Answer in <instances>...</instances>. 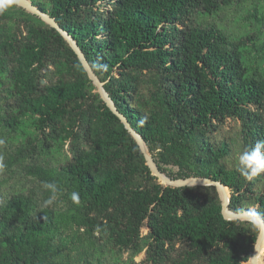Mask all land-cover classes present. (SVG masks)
<instances>
[{"label": "trees", "instance_id": "obj_1", "mask_svg": "<svg viewBox=\"0 0 264 264\" xmlns=\"http://www.w3.org/2000/svg\"><path fill=\"white\" fill-rule=\"evenodd\" d=\"M26 1L74 41L116 114L55 28L20 7L14 20L0 13V89L14 106L0 109V133H23L25 118L37 133L9 148L5 166L55 183L75 207L71 222L85 229L84 242H73L48 220L39 229L27 225L26 214L18 224L0 221V264H76L57 256L68 244L82 264H118L89 252L101 230L119 249L144 251L147 264L247 262L237 250L247 239L255 251L258 224L224 218L214 186L160 185L121 122L141 138L164 177L220 182L230 194L228 212L264 214V173L249 180L237 165L226 168L227 146L209 137L214 123L232 118L242 151L264 140V81L248 76L243 63L255 38L231 39L196 22L201 12L231 1ZM50 65L58 67L57 80L41 90L35 77ZM143 85L149 101L139 104ZM56 151L64 158L57 160ZM170 166L177 171H166ZM144 224L147 239L140 236ZM255 261L264 264V247Z\"/></svg>", "mask_w": 264, "mask_h": 264}, {"label": "rangeland", "instance_id": "obj_2", "mask_svg": "<svg viewBox=\"0 0 264 264\" xmlns=\"http://www.w3.org/2000/svg\"><path fill=\"white\" fill-rule=\"evenodd\" d=\"M230 1L226 5L219 4V9L212 12H201L198 14L196 22L201 25H214L231 39L253 36L255 41L244 48L243 63L248 76L264 81V0ZM5 12L12 20L22 14L18 6L11 2H9V7ZM7 25L10 29H13L14 22L9 21ZM57 69L58 67L50 65L47 70L41 71L35 77V82L41 90L56 82ZM147 96V85H143L135 98L139 99V104H143L145 100L149 101ZM8 106L14 109L13 99H8L5 92L0 89V109ZM213 125L214 127L209 135L211 142L215 145L224 143L228 148V155L223 159V164L228 169L236 167L238 157L242 152L239 122L228 118ZM24 126V131L21 134L0 133V164L3 165L0 167V221L18 224L24 218L23 215L26 214L28 216V226L32 225L34 228L39 229L45 223L47 224L46 220H48L52 228L55 227V232L57 231L56 234L60 238L70 240L69 236L72 235L73 242H77V240L84 242L85 229L77 228L71 222L73 217L76 216L75 207L70 204L63 193L57 191L54 202L49 206H44V201L51 196V193L43 187L44 183L23 172L18 166L13 164L8 168L5 166V162L10 155L9 148L19 147V142H25L28 136L31 138L37 134L31 126V120L28 118H25ZM66 149L67 144L64 146L63 151H66ZM55 153L57 160L64 158L61 155L62 152L56 151ZM165 170L176 172L177 168L170 166L165 167ZM152 175L154 176V174ZM156 178L162 186L173 185L166 184L158 177ZM45 217H48V219ZM66 225L69 228H66ZM95 236L99 237L92 241L94 247L89 246V252L93 253L94 256L96 255L102 262L147 264L144 251L134 256L130 250L117 248L109 238V233H105L103 230L97 232ZM140 236L147 239L148 231L145 224L140 229ZM254 246L255 244H251L250 240H243L237 250L238 259L241 261L246 255L250 258ZM72 248L73 245L68 244L61 249V252L57 253V256L70 257L76 264H82V255L73 251ZM248 261L240 264H247Z\"/></svg>", "mask_w": 264, "mask_h": 264}, {"label": "water", "instance_id": "obj_3", "mask_svg": "<svg viewBox=\"0 0 264 264\" xmlns=\"http://www.w3.org/2000/svg\"><path fill=\"white\" fill-rule=\"evenodd\" d=\"M25 1L27 4L23 5V4H17V3H13L16 6L23 8L24 10L38 16L42 21H44L47 25H49L50 27L55 28L65 39V41H69L67 43H69L68 45L74 50V52L77 54V56L79 57L81 63L83 64L89 78L92 80V84L97 88V92L100 95V97L102 98V100L107 104V106L110 108V110L116 114L115 108L112 105L110 99L108 98L107 94L105 93V91L102 88V84L98 81V79L94 76V74L92 73V71L90 70V68L86 65L81 53L78 51V48L76 46V44L74 43V41H72L67 35L66 33L62 32L57 26L56 24L49 19L44 13H42L41 11L37 10L35 7H33L28 1ZM121 122L124 125V128L131 134V136L134 138V140L137 142V144L139 145V148L141 150V152L143 153L145 160H146V165L149 167L150 171L152 174H154V176L158 177L162 182H166V184H173L172 186L174 187H182V186H214L218 192V196L220 198V193L219 191H225V189H227L224 185H222L220 182H215L212 180H207V179H200V178H192V179H188V180H177V181H171L168 178L164 177L162 174H160L154 163L152 162V159L147 151V148L144 144V142L141 140V138L129 127L128 123L121 118ZM230 198V194L228 196V198L226 199L225 203H221V207H222V213L224 218L228 219V220H232V219H240V220H247L250 221L251 220H255L256 221V217L252 216L249 212H243L241 214H233L227 211L226 206L228 205V201ZM227 211L228 215L225 214V212ZM261 223V230L259 232V235H261L262 239H264V226L262 221ZM256 258L257 256V252L253 251L251 257ZM250 257V258H251Z\"/></svg>", "mask_w": 264, "mask_h": 264}, {"label": "clouds", "instance_id": "obj_4", "mask_svg": "<svg viewBox=\"0 0 264 264\" xmlns=\"http://www.w3.org/2000/svg\"><path fill=\"white\" fill-rule=\"evenodd\" d=\"M9 7V0H2L0 2V13L5 11ZM3 165L0 164V167ZM237 170L246 179H253L254 177L264 173V140L257 141L251 147L243 150L239 157L237 163ZM43 187L51 193V196L44 201V206L51 205L58 191L57 185L53 182H44ZM72 200L75 203H79V194L73 193ZM256 217V222L260 223L264 219V214L252 213ZM252 261L255 260V256L250 258Z\"/></svg>", "mask_w": 264, "mask_h": 264}, {"label": "bare ground", "instance_id": "obj_5", "mask_svg": "<svg viewBox=\"0 0 264 264\" xmlns=\"http://www.w3.org/2000/svg\"><path fill=\"white\" fill-rule=\"evenodd\" d=\"M9 1H11V2H13V3H17V4H23V5H26V4H27V3H26L25 1H23V0H9ZM220 194H221V203H225L226 199L228 198V192H227V189H225V191H220ZM225 214L228 215L226 212H225ZM252 221L256 222L255 220H252ZM256 223H257V222H256ZM257 224H258V226H259L260 229H261V223H257ZM263 247H264V239H262V237H261L260 242L258 243V245H257V247H256V249H255V252H257V256L260 254V252H261V250H262ZM257 256H256V257H257ZM255 259H256V258H255ZM249 264H256V261H255V260L252 261V260L250 259Z\"/></svg>", "mask_w": 264, "mask_h": 264}]
</instances>
